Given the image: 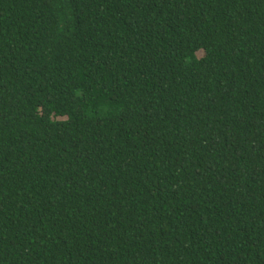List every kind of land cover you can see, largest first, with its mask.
Instances as JSON below:
<instances>
[{
	"label": "trees",
	"instance_id": "1",
	"mask_svg": "<svg viewBox=\"0 0 264 264\" xmlns=\"http://www.w3.org/2000/svg\"><path fill=\"white\" fill-rule=\"evenodd\" d=\"M0 264H264V0H0Z\"/></svg>",
	"mask_w": 264,
	"mask_h": 264
}]
</instances>
